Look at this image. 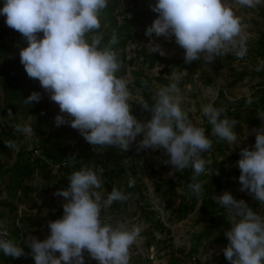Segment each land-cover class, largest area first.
I'll use <instances>...</instances> for the list:
<instances>
[{"label": "clouds", "instance_id": "clouds-1", "mask_svg": "<svg viewBox=\"0 0 264 264\" xmlns=\"http://www.w3.org/2000/svg\"><path fill=\"white\" fill-rule=\"evenodd\" d=\"M107 3L108 0H0V16L25 38L19 62L26 75L38 80L49 99L58 105L59 112L53 118L56 126L66 122L60 114L66 113L71 117L69 126L90 145H111L125 152L135 141L137 151L162 148L167 155L165 163L177 171L190 167L195 180L208 171L201 153L210 149L212 141L182 109L177 82L161 86L151 98V105L140 100L150 118L138 120L130 112L128 81L116 75L119 62L112 48L115 35L102 46L101 33L86 39V33L100 28L99 12ZM261 4L264 0H155L149 6L157 15L144 30V35L150 37L147 49L165 54L159 43L152 41L154 34L173 38L184 50L185 63L200 58L207 63L228 52L243 57L246 43L241 36V17L234 6L255 8ZM38 33L42 35L38 37ZM40 98L39 92L32 91L25 103ZM251 102V97L245 101ZM223 112L212 103L201 106V114L211 126L210 135L239 145L234 131L236 121ZM257 116L264 122V112ZM15 130L33 134L27 124H16ZM252 132L251 148L239 150L237 179L239 190L252 194L264 206V127ZM138 135L141 139L137 141ZM5 144L16 148L11 141ZM132 184L130 178L128 186ZM188 187L196 196L202 192L199 181ZM57 194L65 198L62 215L48 221L46 238L40 240L29 233L24 240L34 264H84L83 251L98 264H129V249L139 229L133 226L124 230L101 219L103 208L127 198L122 190L112 187L102 197L99 171L81 166L69 174L67 187L54 193ZM216 202L231 224L224 233L225 259L230 264H264V216L228 191L217 195ZM6 237L0 221V254L13 258L23 255L24 247Z\"/></svg>", "mask_w": 264, "mask_h": 264}, {"label": "trees", "instance_id": "trees-1", "mask_svg": "<svg viewBox=\"0 0 264 264\" xmlns=\"http://www.w3.org/2000/svg\"><path fill=\"white\" fill-rule=\"evenodd\" d=\"M123 0H108L106 7L99 12L100 28L86 33V39L95 35L102 34L101 43L105 44L108 39L115 35L116 42L112 45L116 52L119 68L116 72L118 77L126 74L127 65L136 59H141L142 63H146L150 68L155 63H160L163 67L160 74L170 76L172 70L185 71L187 75L195 71L196 66L200 62L195 60L185 63L177 61L173 58L160 59L157 56L146 54L144 49L138 52L135 58H128L125 52L126 43L130 40L139 39L144 33L146 26L150 25L157 13L151 11L150 4L155 0H127L125 6H121ZM251 13H256L264 19V6L257 5L255 8L243 7ZM4 19L0 16V23ZM42 33H38L39 37ZM171 38L169 43H173ZM254 45L248 48L243 57H236L231 52L226 53L222 57H215L209 64L213 66V76L218 74L219 68H226L234 81H240L247 72H237L231 68L235 61H250L255 58L264 57V30L258 31ZM26 46L25 38L16 30L8 27L3 20L0 24V153L12 151L15 156L13 164L0 174V195L2 190L6 192L5 199H0V208L4 212L0 213L3 218L4 227L7 231L6 238H12L21 247H24V253L20 257L13 258L0 254V264H34L31 257L30 249L25 245V237L38 227L40 216L29 215L26 213L17 214V202H13L18 190L24 195L28 188L24 185V181L28 180L33 174L42 175L48 173L49 170H55V176L52 177L54 187L59 190L67 187V177L73 170H78L81 166L90 167L94 171H99L102 181L103 196L110 192L112 187L122 190L128 199H131L137 207V215L146 224L144 236H146V246H153L155 254L164 257L161 264H200V261L193 255L196 247L201 240L212 238L214 242H221L223 247L227 244V238L224 235L229 228V220L224 210L213 200V195L223 189L220 174L223 172L222 166L228 160L235 163L231 176L238 180L239 169L236 161L239 158V151L232 156H226V141L216 136L210 135L211 126L206 122L203 125L205 134L211 139V147L209 149L212 162L206 164L208 169L206 173H202L192 178L191 168L177 171L168 163H165L167 155L161 158V168L164 172L172 171V177L165 184L166 190H162L161 186L157 187L158 191H162V195L174 194V187L179 186L182 194L179 196L177 206L171 208L166 205L169 216L168 220L181 221L194 210L196 201L198 200V211L200 220L206 223V229L196 240V245L189 252L184 253L181 249H174L170 243L169 230L165 224L157 217L156 212L152 210L150 204L146 200L147 189L140 179L136 176V166L133 164L124 165L119 163V152L121 154H129L130 148L122 152L115 146L90 145L87 143L80 132L69 126L67 123L71 119L70 116L65 118V124L56 126L54 116L59 112L58 105L49 99L47 93L39 85L38 80L30 78L26 75L23 66L19 62V49ZM133 80L128 83V89H136L144 96L142 100L149 105L152 99L147 100L145 92L150 89L151 81L164 86L172 80L168 78H148L140 72L133 71ZM201 78L206 85L212 83V79L208 76V72L201 74ZM182 80L177 82V86L181 89ZM258 94H250L248 97L235 100H227L222 91H219L213 106L223 108V115L229 119L235 120L236 125L234 131L236 134L240 132L242 124L247 125L250 129L259 128L261 126L258 112H264V84L258 83ZM40 93L41 98L31 104L25 103V98L32 92ZM251 97L252 102L246 104L245 101ZM130 112L141 121L150 118V113L141 108L139 102L132 103ZM21 113L23 116H30L33 133L37 140L28 146H18L16 140L21 136L22 132L15 130L16 124H22V120L17 117ZM63 115L64 113H60ZM5 141H11L15 144V150L6 146ZM252 144L254 137L251 138ZM252 146V145H251ZM251 146L249 148H251ZM150 149V148H147ZM163 149L157 148V153ZM208 150L204 151V155ZM69 158H73L69 162ZM219 163H216L217 159ZM218 165V166H217ZM217 166V168H216ZM132 179L133 184L128 186V180ZM199 181L201 183L202 192L199 196L192 193L188 187L190 183ZM47 191V187L43 185L38 195ZM114 201L110 206L104 208L107 214H120L126 209V201ZM27 200L31 201L32 198ZM17 201H21L17 199ZM62 203L59 202L52 206L47 214L44 223V229L48 230L47 223L50 220L58 219L62 215ZM257 203H259L257 201ZM251 207V206H250ZM252 210L254 207H251ZM264 213V206L262 207ZM7 214L5 217L4 215ZM162 237V238H161ZM58 253V252H57ZM56 253V254H57ZM226 261L221 256V262ZM138 264H144L141 261Z\"/></svg>", "mask_w": 264, "mask_h": 264}, {"label": "rangeland", "instance_id": "rangeland-1", "mask_svg": "<svg viewBox=\"0 0 264 264\" xmlns=\"http://www.w3.org/2000/svg\"><path fill=\"white\" fill-rule=\"evenodd\" d=\"M126 2L127 0H123L120 2V5L125 6ZM261 6H264V4H261ZM234 11L236 15L241 17V36L245 40L246 49L251 48L257 38L258 31L264 30V19L259 17L256 13H251L239 5L234 6ZM3 20L4 19H2V22L0 23L1 25L3 24ZM149 39L150 37H146L143 33L139 39L128 41L125 46L127 59L135 58L138 55V52L141 49H144L146 54L157 56L160 59L173 58L177 61H184V50L175 42L169 43L171 37L165 39L164 36L156 37L154 34L151 36L152 41L154 43H159L160 47L164 50V55H160L158 52L150 53L148 51L147 45ZM195 61L200 63H198L195 71L190 75H187L185 71L180 72L174 69L170 76L167 77L165 74H160L163 67L160 63H155L149 68L146 63H142L141 59H136L127 65L126 74L122 78L126 79L128 83H131L133 80L132 72L137 71L148 78H168L176 82L182 80L183 85L181 89H179L181 107L187 112L190 122L200 127H203L207 122L201 114V106L208 103L213 104L219 91H222L225 98L231 101L248 97L250 94H258L259 89L257 84H264V57L255 58L250 61L243 60L233 62L231 66L232 69L237 72H247L248 74L242 80L234 82L225 67L219 68L218 74L213 76V66H211L209 62H204L202 58L196 59ZM258 67L259 70H257ZM204 72H208V76L212 79L210 85H206L201 78V74ZM160 87L161 85L157 84L155 81H151L150 89L145 92L146 99L150 100ZM128 90L130 93V106L132 103H137L144 98L138 90ZM63 116L66 118L68 115L64 113ZM17 117L22 120V124H27L32 128L30 116H23V114L18 113ZM64 124L65 123L62 125ZM260 124V127H264V122L261 120ZM252 130L253 129H250L247 125L242 124L240 132L237 134L239 145L226 142V156H232L242 147H250L252 145L251 138L254 137ZM139 139H141V136L138 135L136 140L138 141ZM36 140L37 138L34 133L31 136L22 133L16 140V144L18 146H28ZM129 148V154L124 155L120 152L118 153L119 163L124 165L133 164L136 166V176L147 189L146 200L150 204L152 210L156 212L157 217H159L168 228L170 243L173 245V248L181 249L184 253L189 252V250L193 249L196 245V240L200 238L201 234L206 229V223L200 220L201 216L198 211V200L196 201L194 210L189 213L185 219L181 221L168 220L169 211L166 205L169 204L171 208L177 206L182 190L179 186H175L174 194L172 195H162V191L160 192L157 190L158 186H161L162 190H166L167 187H165V184L173 175L172 171L164 172L160 166L161 158L163 155H166V153L164 150L157 153L156 149L152 148L137 151V144L135 141H133ZM201 156L205 159L206 164L211 163L213 160L209 150L204 155L201 153ZM14 160L15 156L12 154V151L0 153V174H3L6 169L13 164ZM219 160L220 159L218 158L216 163H219ZM234 166L235 163L228 160L222 166L223 172L221 173L217 171V173L220 174L223 189L213 195V200L216 202L217 195L224 191H228L235 199H243L249 206L254 207V212L264 216L262 211L263 206H260V204L257 203V200L253 198L252 194L239 190L240 186L238 180L231 176ZM53 176H55L54 169H50L48 173L42 175L33 174L28 180L24 181V185L28 188L26 192L24 191V195L18 190L15 198L10 199L13 200V202H17L18 215L24 212L29 215L40 216L43 219L40 220L38 227L34 228L32 235L40 240L46 238L49 233V229H44L48 210L52 206H55L59 202H64L65 200L64 197H61L58 194L54 195L59 189L56 186L54 187V182L52 181ZM0 180H2V178H0ZM43 185L47 187V191L38 195L40 188ZM97 191H101V189H97ZM103 191L102 188V197ZM5 197L6 192L2 190L0 199H5ZM28 198H32V200L29 201L27 200ZM17 199H20L21 201H17ZM2 212H4V209L0 208V213ZM105 212L106 211L103 208L101 210V219L103 222L124 230H130L133 226L139 229V234L129 249V264H138V261H141L144 264H161L164 262V257L160 258L159 254H155L153 246H146L147 238L144 236L146 224L138 217L137 207L131 199L127 198L126 209L124 212L111 215ZM4 216L6 217L7 214ZM3 218L4 217H0V221H2ZM229 225L230 228V222ZM198 243L196 252L193 255L200 261V264H230V261L228 260L221 262V256H223V245L221 242H214L212 238H209L207 240H201ZM55 255H58V253H55ZM83 255L84 264H98L96 260L89 258L86 251H83Z\"/></svg>", "mask_w": 264, "mask_h": 264}]
</instances>
